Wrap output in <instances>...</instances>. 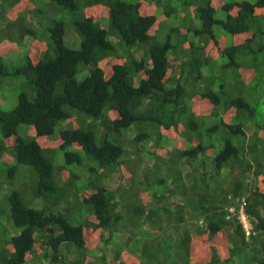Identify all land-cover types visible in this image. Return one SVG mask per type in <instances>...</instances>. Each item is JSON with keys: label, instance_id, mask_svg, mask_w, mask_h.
<instances>
[{"label": "trees", "instance_id": "obj_1", "mask_svg": "<svg viewBox=\"0 0 264 264\" xmlns=\"http://www.w3.org/2000/svg\"><path fill=\"white\" fill-rule=\"evenodd\" d=\"M8 78L0 264H264V0H0Z\"/></svg>", "mask_w": 264, "mask_h": 264}, {"label": "rangeland", "instance_id": "obj_2", "mask_svg": "<svg viewBox=\"0 0 264 264\" xmlns=\"http://www.w3.org/2000/svg\"><path fill=\"white\" fill-rule=\"evenodd\" d=\"M176 4V3H175ZM27 8H25L24 5H19L17 8H16V11L15 13L16 14H20L22 12H26ZM178 12H180V10H177ZM45 17H41V21L43 20V18L47 19L46 17V14H44ZM59 19L58 15H55L53 18H51V20H57ZM173 22H169V25H172ZM69 29V28H68ZM67 29V31H68ZM71 29V28H70ZM72 30V29H71ZM70 30V32H72ZM217 34H220L221 31H215ZM67 37V36H66ZM227 40L230 41V36L227 35L226 36ZM26 40V43H28V40H31V43H32V38L31 37H26L25 38ZM67 43L69 44L71 41L70 39H66ZM41 42V41H39ZM30 43V44H31ZM79 43H78V46H77V49H79ZM27 51L24 49V48H21L20 50H18L17 52H12L9 54V56L5 57L4 58V62L5 64L8 66V69H13V68H18L21 66L22 62H23V56L24 54H26ZM87 75L83 73V71H81L78 75H77V78L76 80L77 81H82ZM23 81L22 79H12V78H8L7 80H5V84H4V88L3 89H0V99H1V102L3 104V110H12L15 106H16V103H17V96H18V93L20 91V86L22 85ZM68 127V123L65 122V121H62V122H59L56 126H55V131H54V136H56L60 131L62 130H65L66 128ZM19 132L22 133V134H28V136H32L33 135V130H31L30 128H28L27 126H21L20 129H19ZM57 155H56V159H55V165H64V160H63V153H61L60 151H56ZM81 155V158H82V166H71V167H68L67 169L68 170H71V171H77L78 173L77 176L78 178L81 180H84L86 179L85 178V173H88V168L92 165V163L90 161H88L84 155L82 153H80ZM3 169H5V167H3L2 165H0V170L2 171ZM18 169V172L22 173V172H28V173H31V175L33 177L34 176V173L32 171H29L28 168L24 167V166H18L17 167ZM4 172L2 171V174ZM5 179V177H3ZM23 179V182H28L29 179L28 178H22ZM21 180V179H20ZM16 181H18V179H16ZM17 183V182H16ZM111 185V184H110ZM112 189H115L117 187L116 184H112ZM41 204V202H37L35 204ZM35 208H37L36 205H34ZM128 234H124L125 237L124 238V241L125 239L127 238ZM138 238L140 239V234L138 233ZM113 242L114 243H119V241L114 238L113 239ZM110 246H114L113 244H108L106 247H110ZM99 254V253H98Z\"/></svg>", "mask_w": 264, "mask_h": 264}, {"label": "built area", "instance_id": "obj_3", "mask_svg": "<svg viewBox=\"0 0 264 264\" xmlns=\"http://www.w3.org/2000/svg\"><path fill=\"white\" fill-rule=\"evenodd\" d=\"M239 219H240L241 222L243 223L244 228L248 231L249 224H248V221H247L246 216L244 215L243 208L240 209V216H239Z\"/></svg>", "mask_w": 264, "mask_h": 264}, {"label": "clouds", "instance_id": "obj_4", "mask_svg": "<svg viewBox=\"0 0 264 264\" xmlns=\"http://www.w3.org/2000/svg\"><path fill=\"white\" fill-rule=\"evenodd\" d=\"M84 181H86V179H84ZM249 224V223H248ZM248 230H249V228H248ZM104 249V248H103Z\"/></svg>", "mask_w": 264, "mask_h": 264}]
</instances>
